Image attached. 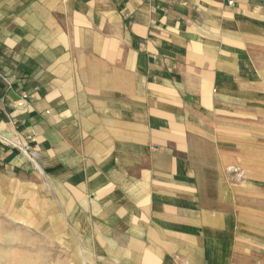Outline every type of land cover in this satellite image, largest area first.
<instances>
[{
    "label": "crops",
    "instance_id": "obj_1",
    "mask_svg": "<svg viewBox=\"0 0 264 264\" xmlns=\"http://www.w3.org/2000/svg\"><path fill=\"white\" fill-rule=\"evenodd\" d=\"M229 1L0 0V187L23 145L60 178L101 182L123 264H212L237 247L248 221L223 199L233 151L217 139L222 98L264 76V0ZM255 132L234 153L260 190Z\"/></svg>",
    "mask_w": 264,
    "mask_h": 264
},
{
    "label": "rangeland",
    "instance_id": "obj_2",
    "mask_svg": "<svg viewBox=\"0 0 264 264\" xmlns=\"http://www.w3.org/2000/svg\"><path fill=\"white\" fill-rule=\"evenodd\" d=\"M257 45L261 63L264 43ZM238 86L242 94L222 98L221 130L227 138L217 142L233 151L225 182L228 194L223 199L235 205L238 195L237 208L248 222L239 236L242 242L230 252L229 245L212 251V264H218L219 256L224 264L227 254L228 264H264V235L259 238L260 229L254 225L257 216L264 219V186L255 190L244 184L247 180L240 156L237 161L234 153L242 150L238 140L251 135L253 129L258 143L264 145V112L258 109L255 94L264 92V76L240 79ZM20 148L21 165L16 172H5L12 181L0 187V264H123L125 256L114 246L117 234L113 224L120 228L125 221L109 220V199L97 197L103 196L101 182H78L74 176L60 178L44 169L25 146ZM130 256L128 253L127 259Z\"/></svg>",
    "mask_w": 264,
    "mask_h": 264
},
{
    "label": "built area",
    "instance_id": "obj_3",
    "mask_svg": "<svg viewBox=\"0 0 264 264\" xmlns=\"http://www.w3.org/2000/svg\"><path fill=\"white\" fill-rule=\"evenodd\" d=\"M229 4H233V1H232V0H230V1H229Z\"/></svg>",
    "mask_w": 264,
    "mask_h": 264
}]
</instances>
